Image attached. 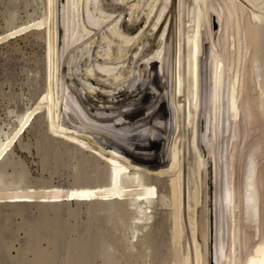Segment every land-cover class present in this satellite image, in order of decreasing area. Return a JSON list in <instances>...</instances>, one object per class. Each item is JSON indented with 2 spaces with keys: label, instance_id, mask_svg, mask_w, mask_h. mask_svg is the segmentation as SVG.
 Segmentation results:
<instances>
[{
  "label": "rangeland",
  "instance_id": "obj_1",
  "mask_svg": "<svg viewBox=\"0 0 264 264\" xmlns=\"http://www.w3.org/2000/svg\"><path fill=\"white\" fill-rule=\"evenodd\" d=\"M238 1L242 5L247 3ZM79 2L78 31L71 18L73 0H0V264H37L40 254L45 258L43 264H72V257L80 249H84L87 264H172L176 253L175 210L168 172L172 142L181 146L179 185L183 227L187 224L189 232L188 210L197 205L194 194L189 196V191L195 189L197 154L193 151V155L184 156V150L190 152L187 148L191 130L184 121H189L191 96L188 85L178 82L180 75L175 62L178 31L182 34V45L189 38L190 3L188 0ZM220 3L222 0L215 5L224 20L222 24L230 20L231 25L223 30L226 34L222 33L225 25L222 28L220 24L213 25L210 32L215 35L213 40L204 30L199 144L205 160L209 158L210 145L217 151L223 170L220 183L225 182L230 191L233 182L237 225L240 223L237 228L242 239L237 248L244 260L264 240V184L259 188L262 195L252 202L246 173L250 156L264 152V144L259 142L263 143L264 127L258 128L264 126V106L256 98L251 74L256 46L263 41L259 36L256 45L260 25L264 33V23L259 21L264 3L256 8L249 6L245 13L248 16L252 11L257 16V28L254 27L257 34L253 32L251 38L255 37L254 45L246 41L247 21L238 11L239 5L231 16L225 4ZM210 41L217 47L213 53ZM186 56L187 52L181 55L183 66H188ZM223 70L226 76L221 81ZM183 76L184 72L182 80ZM213 94L219 96L218 120L211 132L207 118ZM252 95L257 96L253 99ZM245 99L258 122L257 132L248 139L242 106ZM193 100L194 97L190 100L194 111ZM233 107L235 119L230 118ZM120 116L126 121L143 118L157 135H139L131 127L118 126L114 120ZM235 144L239 152H235ZM234 154L239 157L233 169L229 164ZM130 161L129 171L124 170L125 163ZM261 165L264 171V161L257 162L258 168ZM136 170L154 175V183L146 181L151 184L148 186L156 199L158 213L149 226L142 222L134 225L131 204L137 196V186L132 176ZM189 172L194 174L189 177ZM199 210L202 234L203 208ZM133 233L138 235L130 237ZM229 235H226L228 243L233 244Z\"/></svg>",
  "mask_w": 264,
  "mask_h": 264
},
{
  "label": "bare ground",
  "instance_id": "obj_2",
  "mask_svg": "<svg viewBox=\"0 0 264 264\" xmlns=\"http://www.w3.org/2000/svg\"><path fill=\"white\" fill-rule=\"evenodd\" d=\"M246 1H247V3L245 5H242L241 2L238 1V0H222L223 3H220V4L221 5L225 4V6L228 9V11H229L231 16L235 12V9L237 8L236 5L238 4L239 8H240V10L238 9V11H240L242 16L244 17V16H246V14H245L246 10L250 9L249 6H251L252 8H254V7L256 8V7H259V5L261 3H264V0H246ZM218 2H219V0H190V1L188 0V4L189 3L190 4L188 5L189 6V11L187 13L189 14V16L192 19H190V26L188 27L189 28V33H188L189 34V38H188V41H187V39H184L185 40V42L183 44L184 47L182 45V42H183L182 40L183 39H181L182 38L181 31H178V35L176 36L177 37V40H176L177 42L175 44H176L177 47H176V56L175 55L174 56H175V62H176V65H177L176 68H177L178 73L180 75V77H178L179 78L178 82L182 83V81H183L185 87L188 85L187 87H189V91H190V93H189L190 95L189 96H191L190 99L188 98L189 99L188 101L190 102V110H189L190 112H189V118H188L189 121H187V119H185V121H184V125L185 126L186 125L189 126V128L191 130V136H190L191 139H190V142H189V148H187L190 152H188V151L186 152V150H184V156L186 157L187 153H190V154L193 155V153L195 152L197 154V156L194 155L196 157L194 159V161L196 163H194V164L197 165L196 166L197 172H195L196 177L193 180L195 189L189 191V196H193V194H194V197L196 199L197 205H196L195 208H193V209L191 208L190 210H188L189 213H190L189 214L190 232H189V229L187 230V224H186V228L185 229L188 231V235H187L186 238H184V233H185L186 230L183 227V223H184L183 222L184 221L183 220V211H182V201H183V199H182V192H181V187H180L181 185H179L180 184L179 183L180 182L179 179H181V173H182V163H181L182 160L180 159L181 146L177 147V144L172 142L171 143V145H172L171 150L172 151L170 150L171 153H172L171 154L172 155L171 156L172 160H171V163H170V170H168L169 175H170V179H171V184H172V187H171L172 190L169 189L171 191L170 192V197H172V200H173V203H174V210H175V212H174L175 226H174V234H173V236H174V246L176 248V251H174V252H176V253H175L174 261L171 260L172 264H264V240H261L255 246V250L253 252H251V253L249 252L250 254L247 257H245V255H244V257L246 259L243 260V256H242V258L239 256L237 243H238L239 240H242V239H240V234H239L238 228H237L240 223H238V225H237V220H236V211H237L236 209L237 208H236V205H235L234 199H233L234 195H235V192H233L234 186H233V182H232L233 178H234L233 177L234 174L231 175L232 177H231L230 181L232 180L231 181L232 183L230 182L231 183L230 185H232V186L230 187V191H229V187H228V190H227L225 182L223 184H221L222 182L220 183V176H221V173L223 174V172H222L223 170L221 169L222 163H221V159H219L220 157L217 156L218 155L217 151L216 150L214 151L212 149L213 147H211L212 145H210L209 158L207 160H205V156H203V154L201 152V146L199 144L200 143V141H199V116L201 114L202 87H203V75H204L203 74V68H204V60H203L204 59L203 58V53H204V30H207L208 33H210L211 31H213L212 30L213 25H214V27H217V25H219V24H220V26L222 28V25H223L222 22L224 20H223V18L221 16V13H220L219 9L215 5ZM73 4H74V9H73V13L71 15L72 17L71 16L70 17L73 19L75 25H77L76 28L79 31V27L78 26L80 25V16H78V12L81 9L80 8V2H79V0H73ZM231 5H233L235 7H233V9H232ZM251 12L248 14V16H246V20H245V21H247V23L246 22L245 23H246V32H247L246 41H248L247 42L248 44L250 43V41L254 40V38H255L254 37L253 39H251L252 38V34L254 32V27H256L255 23L257 21V20H255V18L257 16L254 17L255 14L253 15V12L252 13ZM188 14H187L186 17H188ZM259 16H260V14H259ZM259 21L261 23H264V11H263V15H262V17H261V19ZM227 22L228 23H226V25L224 24L225 26L223 25L225 28L222 29V33H223V30H226L228 28L227 27L228 24L231 25L230 20L227 21ZM239 24L240 23L238 22V25H237L238 26V29H237L238 31H240L239 30ZM76 28H75V31H76ZM232 28H234V27H232ZM242 28H241V30H242ZM256 30H255V32H256ZM187 32H188L187 31V27L185 26V33L187 34ZM224 33H225V31H224ZM235 33H234V35H235ZM242 34H244V33H242ZM256 34H257V32H256ZM74 36H75V39L78 38V36H76V35H74ZM207 36H208V34H207ZM209 36H210V38L212 40L215 38L214 37L215 35H213V34L211 35V33H210ZM257 36H258V39L256 40L257 41L256 45L259 44V42H260V41L258 42V40H260L259 36L263 39V41H262V43H260L262 45V46L260 45L261 47L260 46H256L257 50H255V52H256L255 55H254L255 57H253L254 60L252 59L253 61H252V65H251L252 66V73L251 72L250 73L252 74V87L254 86L256 88L255 90L257 91V95L259 97L257 95H256L257 97L254 96L256 93L254 95H252V96H253V99H254V97L259 98L258 100H260L261 104L264 106V99L261 100V97L264 98V33L261 30V25H260V33ZM223 37H225V36H223ZM235 39H236V37H235ZM254 42H255V40H254ZM73 43L75 45L74 41H73ZM210 43H211L210 51L212 52L213 48L217 49V47L215 46L216 44L214 42L210 41ZM251 44L254 45L253 41H252ZM252 45H251V47H252ZM240 47H241V45H240ZM258 47L262 48V51L260 50L262 53L259 51ZM183 48L188 53V57L186 56V59H185V60L188 61V66H187V64L186 65L184 64V66H183V63H182L181 55H182V53H184L186 55V52H183ZM236 52L237 51H235V54H236ZM226 53L227 54H225V57H226V60H228V52H226ZM149 54H152V52H149ZM261 55H262V60H260ZM152 56H154V54ZM78 57H79V55H78ZM239 57H240V55H239ZM220 59L221 58L218 57V61L222 62ZM249 67H250V65H249ZM183 72H184V76H183L184 80H182ZM224 76H226V70H223V72H221V79H222L221 81H223ZM179 83H178V86H179ZM182 88L183 87H181V89ZM252 91L253 90H251V92ZM253 92H255V91H253ZM180 93L182 94V92H180ZM242 93H244V92H242ZM182 95H181L180 98H182ZM193 97H194L193 106H194V109H195L194 111L191 108L192 107V104H191L192 101H190V100L193 99ZM218 98H219V96L217 97V96H215V94L211 95V106H210L211 107V111H210V114L208 112L210 117L207 118V120H208L207 124L209 125V127H211V132H213L214 129L216 128V124H217V120H218V108H217ZM209 101H210V99H209ZM189 102H187V103H189ZM251 102L253 103L254 101L252 100ZM243 103H244V105H242V106H244L243 108H245V110L243 109L245 111V113H244L245 114L244 115V121H245L244 125H245V129H246L245 139H248L249 136L251 135V133L257 132L258 128L261 129V127H264V126H259L257 128L256 125H258V122L253 119V118H255L254 117L255 115L253 114L252 111H250V109H248L247 103H246V99L243 101ZM186 105H188V104H186ZM183 106H184V104H183ZM258 106H260V105H258ZM187 109H186V111H187ZM233 109H235V108L234 107L232 108V110L230 112V116H232V117H230V118L235 119L236 118V115H235L236 111L234 113ZM259 113H262V112H259ZM263 113H264V110H263ZM227 116H228V114H227ZM260 116H261V114H260ZM107 118L109 120V117H107ZM111 118L113 120L116 119L114 117H111ZM142 121H144L143 118L131 119V120H127L126 121L125 119L121 118V116H120V118H117L116 121L114 120V123L118 122V126L120 125L124 129H127L126 127H131L133 129H135L136 131H138L139 135H150V134L154 135V134H156L155 133V129L149 127V125H147L145 121H144L145 123L142 122ZM232 123L233 122L231 120L230 124H232ZM192 129H193V131H192ZM254 137H255V135H254ZM259 137H261V135ZM262 140H263V143L260 140L259 141L260 144H264V139H262ZM259 146L261 147V145H259ZM235 149H236L235 152L238 151L237 144H235ZM253 151L255 152L256 150H253ZM254 154L255 155L253 157H252V155L250 156V160L248 159L249 163L247 165V171H246L247 179L250 181V184L247 183L248 191H249L248 193H250L249 195H251V197H252V200H251L252 202L255 201L256 198H259L260 194L262 195V193H261L262 191L259 190V188H260V184H264V181H262V179H264V171H263V169H261L262 165L259 166V168L257 166V162H259V161L261 162L262 161V163H263L264 160H262V159H264L263 158L264 157V152L261 151V154H259V153L258 154L254 153ZM238 157L239 156H237V154L235 156H232V160H231L232 161L231 162L232 165L229 164V168H231V166H233L232 168L234 169V167H235L234 165H235V162L238 159ZM254 164H256V166H254ZM130 165H131V161H130V163L129 162L125 163L124 170L129 171ZM211 166H212V168H211ZM252 166H254V167H252ZM20 167H21V165H20ZM20 167H19V169H20ZM22 168H21V170L23 171L24 168L23 169ZM184 171H185V169H184ZM135 172L136 173L134 174V176H132L133 177L132 181L137 186V196H136V198L133 200V202L131 204V210L133 211V213L135 215L134 216V225L137 222H140V223L142 222V223H145L146 225L149 226L150 223L153 222V219L155 218V215H157L156 213H158V212H156V207H155V203H156L155 200L156 199H155L154 194L152 192L151 186H148L150 184L149 182H151V181L153 183L155 182V181H153L154 180V177H153L154 175H152L150 173L147 174V175H143L137 170ZM203 173L206 174L205 175V179L203 177ZM193 174H194V172H193ZM193 174H190V172H189L188 176L191 177V175H193ZM186 178H188V177H186ZM146 180H148L149 182H147ZM213 185H214V189L216 190V192H215V213H214V215H215L214 223L215 224H214V228L211 227L213 225V223L211 224V220L213 218V211L211 209L212 208L211 193H212ZM216 193H217V195H216ZM227 195L229 196V200H228V198L226 199V197H228ZM195 199H193V201H195ZM186 200H187V195L185 194V203H186ZM253 204H254L253 206L255 207V202ZM199 208H203V218H204L203 220H204V222H203L202 226L204 227V230H203L202 234H200V226L201 225L199 224V221H198L199 220V211H200ZM253 212L255 213L254 210H253ZM238 222H240V221H238ZM247 225H249V224H247ZM44 226H45V223H44ZM46 226H48V225H46ZM239 228H241V227H239ZM213 229H214V235H215L214 249H212V247H211V245H212L211 242H212V238H213ZM245 232L243 231V237H244V233ZM254 233H255V231H254ZM229 234L232 235V237H233V241H232L233 244L232 243L231 244L228 243V240H227L228 237L227 236ZM136 235H138V234L133 233L132 236H130V235L129 236L135 238ZM205 235H206V242L204 240ZM232 237H230V239ZM253 237H254V235H253ZM253 237H252V239H253ZM245 242H246V240L244 241V243ZM228 244L230 245V248H228V246H229ZM247 244H249V243H247ZM241 245L242 244H240V246ZM77 250L78 249H76V251ZM80 250H81L80 252L78 250L77 251L78 253L75 254L74 257H72L73 258V263L72 264H87V259H86L87 256H86L84 251L82 252V250H84V249H80ZM244 250H245V248H244ZM73 253H75V252H73ZM239 253H240V250H239ZM39 254H40V252H39ZM47 257L49 258V256H47ZM102 258L106 262L107 258L103 254H102ZM44 259H45L44 256L42 254H40V257H38V260L36 261V263L38 262L37 264H43L45 262ZM46 262H48V261L46 260Z\"/></svg>",
  "mask_w": 264,
  "mask_h": 264
},
{
  "label": "water",
  "instance_id": "obj_3",
  "mask_svg": "<svg viewBox=\"0 0 264 264\" xmlns=\"http://www.w3.org/2000/svg\"><path fill=\"white\" fill-rule=\"evenodd\" d=\"M211 204H212V211H213V218L211 220V224L213 223V225L211 226L212 228H214V219H215V192H214V185H213V189H212V193H211ZM212 249H214V243H215V235H214V229H213V238H212Z\"/></svg>",
  "mask_w": 264,
  "mask_h": 264
}]
</instances>
